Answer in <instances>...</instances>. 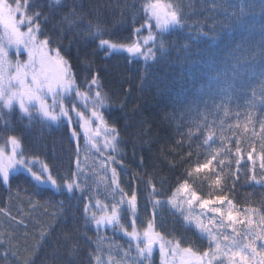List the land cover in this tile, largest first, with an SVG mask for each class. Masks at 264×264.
Segmentation results:
<instances>
[{
	"label": "trees",
	"instance_id": "trees-1",
	"mask_svg": "<svg viewBox=\"0 0 264 264\" xmlns=\"http://www.w3.org/2000/svg\"><path fill=\"white\" fill-rule=\"evenodd\" d=\"M16 2L76 89L99 94L115 148L100 172L71 101L56 121L0 106V147L43 168L0 174V264H134L128 238L147 230L212 264L236 248L264 264V0ZM153 2L178 25L152 58L107 54L133 43Z\"/></svg>",
	"mask_w": 264,
	"mask_h": 264
},
{
	"label": "rangeland",
	"instance_id": "rangeland-1",
	"mask_svg": "<svg viewBox=\"0 0 264 264\" xmlns=\"http://www.w3.org/2000/svg\"><path fill=\"white\" fill-rule=\"evenodd\" d=\"M50 1L56 3L59 0ZM145 16L143 31H138L131 45L119 47L104 43L102 47L106 48L105 52L124 54L130 59L143 62L150 60L157 34L177 27L178 18L162 2L146 6ZM38 32L36 24L26 18L24 7L20 3L16 0H0V106L5 109L17 108L22 113L35 106L40 115L49 121H56L67 117L64 102L71 101L74 104L69 110L88 147L97 154L99 171L108 173L105 158L114 151L115 134L103 124L100 114L102 100L93 89L82 92L76 89L66 61L49 49ZM44 101L52 104L43 105ZM35 166L39 172H43V168L34 161H26L20 157L19 147L15 142L10 141L5 148L0 147V174L4 179L8 174L31 170ZM43 181L44 185L51 186L47 175ZM73 187L77 188L78 182ZM129 205L131 202L127 207ZM200 212L202 219H199L203 221L200 223L203 229H211L213 217L209 213L205 214L202 209ZM115 213L120 214L117 211ZM115 213H96L99 227H105L106 230L114 227L117 223ZM108 223L110 227H107ZM128 239L132 240L133 245L130 247L133 254L126 261L133 260L134 264H212L207 255H194L164 241L151 230H147L141 237L133 236ZM251 253L252 250L248 253L240 248L228 251V264H259Z\"/></svg>",
	"mask_w": 264,
	"mask_h": 264
},
{
	"label": "flooded vegetation",
	"instance_id": "flooded-vegetation-1",
	"mask_svg": "<svg viewBox=\"0 0 264 264\" xmlns=\"http://www.w3.org/2000/svg\"><path fill=\"white\" fill-rule=\"evenodd\" d=\"M26 93H28V95H29V92H26ZM31 103H32L31 105L33 106V105H34L33 101H31ZM45 104H46V101L43 102V105H45ZM33 109L39 111V110L37 109V107H35V106H33Z\"/></svg>",
	"mask_w": 264,
	"mask_h": 264
},
{
	"label": "snow or ice",
	"instance_id": "snow-or-ice-1",
	"mask_svg": "<svg viewBox=\"0 0 264 264\" xmlns=\"http://www.w3.org/2000/svg\"><path fill=\"white\" fill-rule=\"evenodd\" d=\"M53 119H55V117H53ZM229 218H231V214H229Z\"/></svg>",
	"mask_w": 264,
	"mask_h": 264
}]
</instances>
